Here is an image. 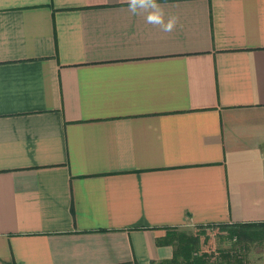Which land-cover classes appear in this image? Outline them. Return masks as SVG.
<instances>
[{"label": "crops", "instance_id": "0c3cea01", "mask_svg": "<svg viewBox=\"0 0 264 264\" xmlns=\"http://www.w3.org/2000/svg\"><path fill=\"white\" fill-rule=\"evenodd\" d=\"M0 0V264H168V227L264 221V0Z\"/></svg>", "mask_w": 264, "mask_h": 264}, {"label": "rangeland", "instance_id": "374dc122", "mask_svg": "<svg viewBox=\"0 0 264 264\" xmlns=\"http://www.w3.org/2000/svg\"><path fill=\"white\" fill-rule=\"evenodd\" d=\"M243 230L256 234L255 239L236 237L228 227L217 224L202 227L187 224L171 227L167 233L176 238L199 235L194 252L203 258L204 264H264V227L247 226L241 230L245 233Z\"/></svg>", "mask_w": 264, "mask_h": 264}, {"label": "trees", "instance_id": "16d2710c", "mask_svg": "<svg viewBox=\"0 0 264 264\" xmlns=\"http://www.w3.org/2000/svg\"><path fill=\"white\" fill-rule=\"evenodd\" d=\"M211 225V224H209ZM207 225V226H209ZM223 227H228V229L236 236L242 239H255L256 234L249 233L248 230H241L243 227L247 226H262L264 227V221L259 222H251V223H220ZM195 226H206V225H195ZM171 227H168L169 230ZM240 230L241 233L238 231ZM199 235L191 234V235H183L180 237H172L168 233L157 241L159 244H170L173 247V253L168 264H204L203 258L200 255H197L194 250L196 246L199 244Z\"/></svg>", "mask_w": 264, "mask_h": 264}, {"label": "clouds", "instance_id": "9594fccd", "mask_svg": "<svg viewBox=\"0 0 264 264\" xmlns=\"http://www.w3.org/2000/svg\"><path fill=\"white\" fill-rule=\"evenodd\" d=\"M126 3L130 15H143L145 23L158 27L164 33L173 32L179 24V17L166 13L158 0H126Z\"/></svg>", "mask_w": 264, "mask_h": 264}]
</instances>
